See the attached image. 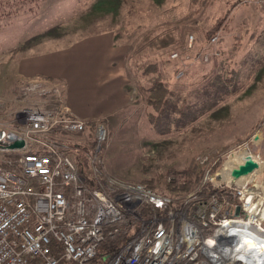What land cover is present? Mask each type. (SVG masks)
<instances>
[{"label": "rangeland", "instance_id": "obj_1", "mask_svg": "<svg viewBox=\"0 0 264 264\" xmlns=\"http://www.w3.org/2000/svg\"><path fill=\"white\" fill-rule=\"evenodd\" d=\"M102 32H111L126 49L129 78L127 106L107 118L108 124L101 122L107 131L98 153L104 176L121 184H152L159 194L179 198L171 187L182 185L194 167L211 189L226 180L248 184L264 198V0H0V131L17 132L26 110L62 100L52 90L42 98L21 94L24 82L39 78L24 81L14 97L21 58ZM166 35L175 39L166 49L146 43ZM214 35L218 41L211 44ZM175 52L179 58L173 60ZM154 63L157 72L147 73ZM155 79L167 91L154 96L164 101L157 107L146 104ZM62 135L68 140L60 146H68L65 153L84 178H91L88 155L95 150V130L87 126ZM2 142L0 147L6 146ZM242 153L260 166L248 183L226 179V167L234 168ZM190 203L192 208L196 202ZM173 208L185 210L179 203ZM255 232L250 237L264 245ZM261 251L264 255V247Z\"/></svg>", "mask_w": 264, "mask_h": 264}, {"label": "built area", "instance_id": "obj_2", "mask_svg": "<svg viewBox=\"0 0 264 264\" xmlns=\"http://www.w3.org/2000/svg\"><path fill=\"white\" fill-rule=\"evenodd\" d=\"M210 41L217 43V35ZM170 57L179 58L176 52ZM200 58L208 61V55ZM59 89L36 79L20 91L43 96L50 90L61 94ZM85 127L62 101L49 110L24 112L13 136L24 146L17 159H8L10 171L0 167V264H84L98 258L101 245L115 241L119 243L101 256L100 264L256 263L251 250L243 248V237L251 236L252 227L264 233V219L249 218L248 184L212 183V190L226 194L203 201L195 193L171 198L144 184L117 183L99 168L98 153L107 138L101 122L94 126L95 150L88 155L94 170L86 179L66 147L51 136L56 129L77 134ZM198 160L202 165L208 157ZM191 201L196 202L192 208ZM177 203L185 210L173 208Z\"/></svg>", "mask_w": 264, "mask_h": 264}, {"label": "crops", "instance_id": "obj_3", "mask_svg": "<svg viewBox=\"0 0 264 264\" xmlns=\"http://www.w3.org/2000/svg\"><path fill=\"white\" fill-rule=\"evenodd\" d=\"M126 58V49L117 45L111 32L89 35L65 47L21 58L15 68L11 93L19 96L20 85L32 78L58 86L71 116L94 131L96 123L122 112L128 104ZM59 140L64 143L68 138L59 135ZM64 147L68 149L67 145Z\"/></svg>", "mask_w": 264, "mask_h": 264}, {"label": "trees", "instance_id": "obj_4", "mask_svg": "<svg viewBox=\"0 0 264 264\" xmlns=\"http://www.w3.org/2000/svg\"><path fill=\"white\" fill-rule=\"evenodd\" d=\"M150 48L155 49L156 51L166 49L175 43V39L173 35H166L160 38L152 39L149 42H146ZM146 43H144L146 45ZM146 72L147 73H154L157 72V64H149L146 67ZM152 84L149 87L148 91H151L150 97L146 100L147 105L153 106H159L161 105L164 101L160 100L159 98L156 99L154 98L155 95L158 93H161L160 91H166V89L163 87L162 82L159 81V79L152 80ZM167 92V91H166ZM62 96L63 92H62ZM161 103V104H156V103ZM43 106L44 110L51 109L57 105V103H53L52 101H47ZM162 106V105H161ZM105 122L108 124L107 120ZM11 155V157H10ZM6 159L14 160L19 157V154L16 152H10L8 154H5L3 156ZM81 173V172H80ZM186 176V177H185ZM184 183L182 185H172L171 190L176 192L175 195H178L179 198H184L186 195L190 194L192 191H194L195 188H198L201 181H202V173L200 171H196L195 168L193 167L191 172H188L187 174L184 175L183 179ZM148 188L153 190L154 192L158 193L155 190V187L151 184H145ZM226 194V191L224 190H218V189H211V186L209 184H204L197 192H196V198L197 200H203L206 201L210 198V196H215L218 199H221L224 195ZM163 195V194H162ZM167 196V195H165ZM231 202H233L231 200ZM144 213H147V210H144ZM125 238H123L124 240ZM119 243V241H115L112 243H106L100 246L99 251H98V259H101V256L107 252H111L115 249L116 245ZM84 264H89V263H84Z\"/></svg>", "mask_w": 264, "mask_h": 264}, {"label": "bare ground", "instance_id": "obj_5", "mask_svg": "<svg viewBox=\"0 0 264 264\" xmlns=\"http://www.w3.org/2000/svg\"><path fill=\"white\" fill-rule=\"evenodd\" d=\"M193 46V45H192ZM24 83H26V82H24ZM23 83V84H24ZM22 87V86H21ZM61 95H62V92H61ZM38 96V95H37ZM39 98L41 97L42 98V96H38ZM64 104H65V101H64V97L62 96V100H61ZM39 109H41V110H44L43 109V107H41V108H39ZM49 110V109H48ZM69 114H70V112H69ZM70 116H71V114H70ZM72 117V116H71ZM16 133H18V132H14V133H8V134H6V133H1L0 134V145H1V142L4 140L5 141V143H6V146L5 147H0V158H4L3 156L5 155V154H8V153H10V152H16V153H18L19 155H20V150H18V149H9V146H11L12 144H14V143H17L18 141H17V138L18 137H13V136H15L16 135ZM2 134H4L5 135V137H1L2 136ZM59 135H62V133H60V132H58L57 131V129L56 130H53V132L51 133V136L53 137V138H55V139H57V141H59V142H61L60 140H59ZM21 142H23V141H20V142H18V143H21ZM244 150V149H243ZM244 152V151H243ZM236 155V154H235ZM250 155L249 154H247V153H242L241 154V156L240 157H242L243 159L242 160H239V158L238 159H236L237 157L235 156V159H236V163L238 164H241L242 162H243V160L246 158V157H249ZM251 157V156H250ZM70 158V157H69ZM71 159V158H70ZM235 159H233L231 162H233ZM72 160V159H71ZM73 161V160H72ZM74 162V161H73ZM75 163V162H74ZM236 164V165H237ZM12 161H9L8 159H6V158H4V161L3 162H1L0 163V167H2V168H4V169H6V170H8V171H10L11 169H12ZM230 165V164H229ZM227 168V176H226V179H228L229 177H231L230 176V172H231V170L233 169V168H229V167H226ZM224 173V172H223ZM222 173V175H224ZM220 175V173H218L217 175H216V177H218ZM226 175V174H225ZM255 176V173L253 172L252 174H250L249 176H245V177H241V178H239L238 179V182L239 183H248V182H250V180L249 179H253V177ZM213 177H215V175L213 176ZM213 181H217V180H213ZM221 183H223V184H225V185H230L231 184V182L230 181H223V182H221ZM250 195H249V202H250V213H251V215L249 216V218H250V220L251 221H254V220H257V221H262L263 219H264V198H261V197H259V196H256L255 195V193H253L252 191L249 193ZM253 231H256V235L259 237V238H263L264 237V233L262 232V231H260L257 227H252L251 228V232H253ZM239 237V236H238ZM243 238H245V240H244V244H243V248H248L249 250H251V253H254V259H255V261H256V263H254V264H259L258 262H259V259H261L262 257H264V255H263V252L261 251V248L263 247V245H258L259 246V250H258V252H256L255 253V251H254V249H255V246L253 245V243H254V241H255V239H253V237H250V236H247V237H243ZM240 239H241V237H240ZM256 242V241H255ZM256 244H257V242H256ZM93 260V261H92ZM92 260H90L91 262H89V261H87L89 264H93V262L96 260L97 261V258L95 257L94 259H92ZM101 260V259H100ZM263 260H264V258H263ZM87 262H85V263H87ZM98 262V261H97ZM260 264H261V262H260ZM264 264V263H263Z\"/></svg>", "mask_w": 264, "mask_h": 264}, {"label": "water", "instance_id": "obj_6", "mask_svg": "<svg viewBox=\"0 0 264 264\" xmlns=\"http://www.w3.org/2000/svg\"><path fill=\"white\" fill-rule=\"evenodd\" d=\"M23 147V142L14 143L9 146V149H20ZM260 168L259 164L252 158L246 157L241 164H237L230 172V176L232 181H236L237 179L245 176H249L256 170ZM237 216V213L235 214Z\"/></svg>", "mask_w": 264, "mask_h": 264}]
</instances>
